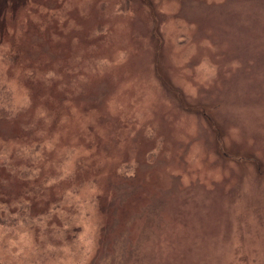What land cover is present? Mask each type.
Segmentation results:
<instances>
[{
  "label": "rangeland",
  "instance_id": "1",
  "mask_svg": "<svg viewBox=\"0 0 264 264\" xmlns=\"http://www.w3.org/2000/svg\"><path fill=\"white\" fill-rule=\"evenodd\" d=\"M2 92L0 264H264V0H0Z\"/></svg>",
  "mask_w": 264,
  "mask_h": 264
},
{
  "label": "trees",
  "instance_id": "2",
  "mask_svg": "<svg viewBox=\"0 0 264 264\" xmlns=\"http://www.w3.org/2000/svg\"><path fill=\"white\" fill-rule=\"evenodd\" d=\"M2 94H4V92H2L0 94V107H1L0 108V119L10 117L13 114L10 112L9 107L6 104V103H8L7 102V100H8L7 94H4L5 96H3Z\"/></svg>",
  "mask_w": 264,
  "mask_h": 264
}]
</instances>
